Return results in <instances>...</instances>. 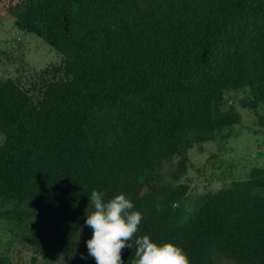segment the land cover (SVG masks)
<instances>
[{
  "label": "trees",
  "instance_id": "trees-1",
  "mask_svg": "<svg viewBox=\"0 0 264 264\" xmlns=\"http://www.w3.org/2000/svg\"><path fill=\"white\" fill-rule=\"evenodd\" d=\"M13 23L62 61L36 96L0 78V198L32 206L11 211L20 227L36 220L23 237L34 250L69 253L95 189L123 192L143 217L136 236L171 241L190 264H264V167L190 207L180 179L192 144L231 134L236 104L264 105V0H22ZM227 90L244 96L224 102ZM54 204L71 218L44 211Z\"/></svg>",
  "mask_w": 264,
  "mask_h": 264
},
{
  "label": "rangeland",
  "instance_id": "rangeland-1",
  "mask_svg": "<svg viewBox=\"0 0 264 264\" xmlns=\"http://www.w3.org/2000/svg\"><path fill=\"white\" fill-rule=\"evenodd\" d=\"M22 5V0H0V78L12 77L15 81L32 88L30 93L36 96L38 87L53 76L63 75L58 71L53 74L54 65L61 64L60 55L42 38L25 31L13 23V14ZM75 7L72 13H76ZM76 49L71 53L75 54ZM244 96L241 90L224 91V102L236 103ZM235 109L240 115L238 123L231 125V134L225 138L194 143L187 149L188 160L180 179H185L187 189L184 196L186 207H190L193 197L205 190L225 185L230 179L243 178L252 165L264 167V127L258 123V115L264 112V105ZM174 159L163 160L160 170L163 179H170V169ZM87 201L76 205L75 213L82 214V222L75 229L74 240L69 253L50 252L48 254L34 250L23 237L26 230L33 228L36 220L29 218L25 227H20L11 210L32 206L26 202L3 200L0 198V264H95L88 256L85 241L91 237L92 230L84 225ZM91 207L87 211H91ZM52 215L71 218L72 210L64 212L56 204L44 210ZM39 213V212H38ZM81 253L87 259H81ZM216 264H234L233 260L223 255H214Z\"/></svg>",
  "mask_w": 264,
  "mask_h": 264
},
{
  "label": "clouds",
  "instance_id": "clouds-1",
  "mask_svg": "<svg viewBox=\"0 0 264 264\" xmlns=\"http://www.w3.org/2000/svg\"><path fill=\"white\" fill-rule=\"evenodd\" d=\"M104 197V192L93 189L85 209L84 225L92 230L85 243L95 264H124L122 251L133 248L134 237L132 264H190L183 249L171 241L157 244L147 234L136 236L143 217L123 192ZM89 206L91 211H87ZM81 259L87 257L81 253Z\"/></svg>",
  "mask_w": 264,
  "mask_h": 264
}]
</instances>
